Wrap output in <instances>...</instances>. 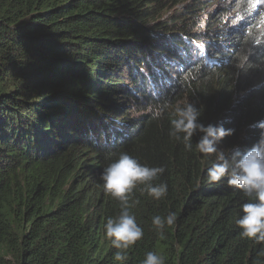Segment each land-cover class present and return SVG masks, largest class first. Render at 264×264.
Here are the masks:
<instances>
[{
  "label": "trees",
  "instance_id": "trees-1",
  "mask_svg": "<svg viewBox=\"0 0 264 264\" xmlns=\"http://www.w3.org/2000/svg\"><path fill=\"white\" fill-rule=\"evenodd\" d=\"M205 1L0 0V264H141L149 251L165 264H264V244L235 224L252 201L226 177L208 183L215 154L195 149L200 133L192 151L168 134L174 106L191 102L200 122L235 129L217 145L230 155L264 120V20L224 43L196 26ZM165 103L153 119L149 108ZM122 152L163 166L154 183L168 192L134 189L144 235L119 262L104 224L120 203L100 174ZM170 212L161 237L152 217Z\"/></svg>",
  "mask_w": 264,
  "mask_h": 264
},
{
  "label": "clouds",
  "instance_id": "clouds-1",
  "mask_svg": "<svg viewBox=\"0 0 264 264\" xmlns=\"http://www.w3.org/2000/svg\"><path fill=\"white\" fill-rule=\"evenodd\" d=\"M256 2L257 0H252L245 10V13L249 10L254 14L251 16L246 13L248 17L253 18L249 23L251 28L258 24L256 19L264 20V9H258ZM169 107L170 105L165 103L162 106L149 108V111L153 119H159ZM170 116L168 134L171 139L182 142L186 151H192V137L200 133L195 149L205 156L215 154L214 161L206 169L208 183H219L226 177L230 187L239 189L244 197L252 201L240 206L241 214L235 220V224L240 229L241 239L264 244V120L257 121L254 125L260 131L258 139L251 147L243 152L237 147L231 151L230 155H226L218 150L217 145L224 137L232 135L235 129L212 123L205 125L200 122L198 118L201 116V111L191 102L183 105L177 103ZM164 171L163 166L142 164L134 156L122 152L101 172L100 179L103 182L104 193L119 201L121 209L119 216L107 218L104 224L105 238L118 250L114 254L115 261H126L127 250L144 235L143 228L136 222L135 215L130 211L132 206L130 199L134 189L140 187L141 194H147L154 200L166 197L167 184L154 183ZM138 202L135 201V203ZM175 221L174 212H170L166 217L160 215L152 217L153 228L161 237L164 235L165 227L172 226ZM141 264H165V257L149 251Z\"/></svg>",
  "mask_w": 264,
  "mask_h": 264
},
{
  "label": "rangeland",
  "instance_id": "rangeland-1",
  "mask_svg": "<svg viewBox=\"0 0 264 264\" xmlns=\"http://www.w3.org/2000/svg\"><path fill=\"white\" fill-rule=\"evenodd\" d=\"M251 2L252 0H206L205 4L201 5L203 9L199 12L196 26H200L203 31L217 30L222 33L224 36H222L220 40H223L224 43H226L224 39L226 36L228 43L238 42L241 44L243 38L238 36V33L240 34V32L245 29L251 30V24L247 25V22L252 21L253 18L248 17L245 13L247 5ZM256 4L258 5V9H264V0H257ZM167 10L163 11V19H169L167 17L172 15V12L169 13ZM179 26L180 25H177V27ZM262 35L264 36V31H262ZM190 45L192 49H196L197 52H200L197 43L192 42ZM222 47L223 44H219L218 49ZM230 49L233 50V47ZM80 74L81 72L75 71V76H80ZM68 81H72L73 83L76 82L71 78H68ZM126 81H128V79ZM129 107L131 106H127L123 112H127ZM137 112L138 109L132 107V112L129 113L130 117H137L139 115Z\"/></svg>",
  "mask_w": 264,
  "mask_h": 264
},
{
  "label": "water",
  "instance_id": "water-1",
  "mask_svg": "<svg viewBox=\"0 0 264 264\" xmlns=\"http://www.w3.org/2000/svg\"><path fill=\"white\" fill-rule=\"evenodd\" d=\"M190 50L192 51V48L190 47Z\"/></svg>",
  "mask_w": 264,
  "mask_h": 264
}]
</instances>
